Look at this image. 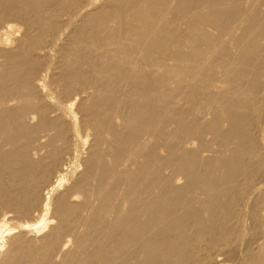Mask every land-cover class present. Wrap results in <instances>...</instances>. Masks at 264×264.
<instances>
[{"label": "bare ground", "instance_id": "1", "mask_svg": "<svg viewBox=\"0 0 264 264\" xmlns=\"http://www.w3.org/2000/svg\"><path fill=\"white\" fill-rule=\"evenodd\" d=\"M0 259L264 264V0H0Z\"/></svg>", "mask_w": 264, "mask_h": 264}, {"label": "rangeland", "instance_id": "2", "mask_svg": "<svg viewBox=\"0 0 264 264\" xmlns=\"http://www.w3.org/2000/svg\"><path fill=\"white\" fill-rule=\"evenodd\" d=\"M168 172V171H167ZM11 214V213H10ZM13 214V213H12ZM9 215V217L11 216V220H9V222H10V225L12 224V225H17V224H19V223H21L22 222V220L20 219V221H19V219L17 218V216H15V215ZM18 219V220H17ZM19 222V223H18ZM17 231V233L19 234V233H21L22 231H20V230H15V232ZM17 235V234H16ZM41 239V237H43V234H39L38 236H36V239ZM0 261H1V259H0Z\"/></svg>", "mask_w": 264, "mask_h": 264}]
</instances>
